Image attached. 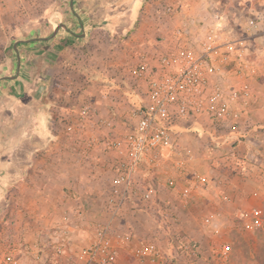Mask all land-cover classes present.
Instances as JSON below:
<instances>
[{"label":"crops","instance_id":"crops-1","mask_svg":"<svg viewBox=\"0 0 264 264\" xmlns=\"http://www.w3.org/2000/svg\"><path fill=\"white\" fill-rule=\"evenodd\" d=\"M66 1V9L71 12L70 0H62L64 5ZM83 1L74 0V16L70 24L64 23L69 31L60 29L50 40H36L50 37L55 28L63 23L59 20L57 26L50 23L48 27L39 29L42 32L40 35L34 32L32 37H21L19 40L31 42L18 44L17 51L12 46L16 59V72L12 76L17 75L18 57L19 73L13 80L0 81V218L4 220L6 216L9 217L4 220L6 225L11 221L18 226L30 224L37 227L43 223L40 208L45 206L52 210L51 218L58 216L61 210V213H66L63 218L72 221L71 214L77 209L78 216L94 227L109 222L111 212L106 206V199L111 183L103 194L96 182L97 173H93L91 166L86 164L85 144L67 136L64 129L69 120L60 116L90 108L95 120L87 124L86 130L89 125L99 128L104 118L102 115L109 111L132 122V103L138 98L130 93L146 88L144 83L134 85L130 75V70L140 61L139 56L146 52L154 53V47H158L156 50L161 52H165L172 43L173 47L177 42L174 31L184 24L194 28L200 40L215 22L211 23L207 11L213 0H159L161 5L172 6L177 10L172 18L163 21L156 20L153 10L148 9L152 8L148 4L151 0H125L124 3L118 0L107 7L105 15H108V19H102V25L98 28L94 26L93 15L86 11L85 5L79 7ZM95 1L103 4V0ZM239 3L248 7L247 14L240 11V18L234 19L236 17L233 15L228 17L236 20L241 31L247 32V35L250 31L257 41H264L260 27L256 31L248 29L251 19L264 14V8L260 7L264 0H239ZM57 12L62 17L67 15V12ZM201 22L207 23L202 29L199 28ZM230 30L235 38L242 39L235 33V28L230 27ZM100 33L102 39L110 40V54L106 53L110 49L109 45L99 40ZM142 42H151L148 46L152 48L141 49L139 46ZM89 46L93 48L89 50ZM3 77L11 76H0ZM261 102L256 96L253 107L262 105ZM107 120L105 117L103 122ZM81 130L82 134L87 133ZM179 133L183 132L176 134ZM199 140L196 139L198 145ZM199 161L196 158V162ZM178 173H175L176 176ZM196 175L207 176L209 180L218 176L216 170H207L204 174L197 172ZM155 190L156 195L150 202L133 197L131 206L111 220L114 229L134 233V244L142 242V235L147 234L166 238L170 232L168 230H171L169 223L181 219L177 212L178 206L191 208L192 212L194 194H200L201 191L194 187L183 202H177L162 187ZM140 203L148 204L143 211H138ZM23 229L18 230L20 234L25 232L30 238L36 235V232ZM115 264L137 263L129 261L121 251Z\"/></svg>","mask_w":264,"mask_h":264},{"label":"rangeland","instance_id":"rangeland-1","mask_svg":"<svg viewBox=\"0 0 264 264\" xmlns=\"http://www.w3.org/2000/svg\"><path fill=\"white\" fill-rule=\"evenodd\" d=\"M90 1L79 3V7L85 5L86 11L93 15L94 26L100 28L101 20L108 19V15H105L107 7L118 0H103V4L96 3L95 0ZM120 2L124 3L125 0ZM64 3L65 5L59 0H0V76H12L16 72V59L12 51L16 40L32 37L34 32L35 35H40V30L48 27L50 23L57 26L59 20L70 24L74 15L66 9L67 1ZM161 3L159 0H151L148 4L152 8L148 9L153 10L156 20H169L177 10ZM62 7L67 12L65 18L57 12ZM260 7L264 8V4ZM168 9H172L173 13ZM207 11L212 19L211 23L216 15L226 17L228 29L235 28L237 36L246 39L250 45L251 59L259 66L250 82L254 97L257 96L262 105L257 104V108L254 106L255 110L243 126L248 135L247 139L238 140L234 136L213 139L212 136H224L226 129H220L219 124L210 120L205 121L204 128L186 124V131L176 134L177 140L171 150H165L154 161L150 158L144 160L141 170L133 179L137 190L162 187V190L177 202L184 201L185 197H182L181 192L185 188L190 190L195 187L201 191L200 194H194L192 212L191 208L178 206L177 212L181 219L176 223H169L171 230L167 231L166 238L164 236V239H160L158 234L144 235L146 237L142 235V242L136 245H154L156 255L153 259L137 258L130 245L122 250L124 257L137 264H264V224L253 234L242 231L237 224L239 213L252 207H259L264 215V171H261L264 170V41L250 37L247 32L241 31L236 20L228 17L233 15L236 17L234 19L240 18V11L247 14L248 7L241 6L239 0H213ZM257 19L259 27L263 26L264 14L259 15ZM187 25L184 24L181 29L191 41L198 42L199 35L194 32V28ZM206 25L207 23L201 22L199 28L202 29ZM262 33L264 34V31ZM99 40L109 45V38L102 39L101 33ZM175 40L178 42L176 37ZM140 44L138 46L142 49L148 48V44L152 43ZM172 45L173 43L169 46ZM92 48L89 46V50ZM156 49L158 47L152 49L154 53L146 52L143 55L153 57L161 52ZM111 50L110 47L106 53L110 54ZM84 109H87L86 114L83 113ZM69 114L60 116L69 120L66 121L64 131L68 137L76 141L81 140L85 144L86 164L91 166L93 173H97L96 182L104 194L111 183V160L118 156L108 148L107 143L130 131L132 122L129 123L124 116L120 118L116 113L109 111L102 115L108 120L104 123L103 118L99 128L89 125L86 130L87 124L95 120L90 108L85 107ZM81 129L87 133L82 134ZM196 139H200L201 146ZM196 158L200 161L196 162ZM207 170H216L218 176L212 178L213 180L206 176L203 177L205 181H201L196 173L204 174ZM176 172L182 175L178 173L176 176ZM170 179L175 181V186L169 185ZM140 204L141 206H137L138 211H143L148 205ZM76 210L71 214L73 220L66 221L63 218V214H66L64 211L61 213L60 210L58 216L51 218L52 210L46 206L40 208L44 218L43 223L37 227L30 224L18 226L19 224L15 225L11 221L6 225L4 220L9 217L6 216L4 220L1 217L0 264H5L9 256L15 261L11 264H76L77 254L82 247L95 243L97 226L94 227L89 221L84 222ZM207 219L209 222H206ZM20 228L36 232V235L30 238L25 232L20 234ZM225 246L230 247L228 253L223 252Z\"/></svg>","mask_w":264,"mask_h":264},{"label":"built area","instance_id":"built-area-1","mask_svg":"<svg viewBox=\"0 0 264 264\" xmlns=\"http://www.w3.org/2000/svg\"><path fill=\"white\" fill-rule=\"evenodd\" d=\"M168 11L173 13L172 9ZM257 20L248 22L249 30H257ZM175 37L178 42L173 47L153 57L141 55L137 66L130 70L134 85L144 83L146 88L130 93L138 98L130 113L132 129L107 143L118 155L112 161L111 190L106 199L111 220L131 206L133 197L146 203L154 198V187L139 191L133 178L145 159L154 161L165 150H171L176 133L186 131V124L204 128L205 121L210 120L226 129L224 136L213 139H247L243 126L255 104L250 77L255 76L258 67L251 59L246 39L235 38L222 15L215 16L214 24L198 42L191 41L181 28L175 31ZM168 182L175 186L174 180ZM189 194L186 188L181 192L185 198ZM111 220L97 224L95 243L79 251L76 264H115L129 245L137 258L155 257L154 245L134 244V233L114 229ZM237 220L242 231L256 233L264 224L263 211L252 207L239 213ZM229 251L230 247L225 246L223 252ZM9 263H15L10 256L5 264Z\"/></svg>","mask_w":264,"mask_h":264},{"label":"water","instance_id":"water-1","mask_svg":"<svg viewBox=\"0 0 264 264\" xmlns=\"http://www.w3.org/2000/svg\"><path fill=\"white\" fill-rule=\"evenodd\" d=\"M70 7H71L72 11L75 13L74 0H70ZM76 15H77V14H76ZM82 28H84L83 25H82ZM60 29H65V30L69 31L67 25H65L64 23H61L60 25H58V26L55 28L53 34H52L50 37H47V38H40V39H36V40H39V41H47V40H50V39L54 38V37L58 34V32H59ZM77 36H80V35H77ZM81 36H82V35H81ZM26 42H31V41H25V40H19V41H17V42L14 44V49L17 51V46H18V44H20V43H26ZM19 70H20V58L18 57L17 75H18V73H19ZM17 75H15V76H11V77H3V78H0V81H3V80H13V79L16 78Z\"/></svg>","mask_w":264,"mask_h":264},{"label":"trees","instance_id":"trees-1","mask_svg":"<svg viewBox=\"0 0 264 264\" xmlns=\"http://www.w3.org/2000/svg\"><path fill=\"white\" fill-rule=\"evenodd\" d=\"M59 1H62V0H59ZM62 13H64L65 14V8H61V10H60Z\"/></svg>","mask_w":264,"mask_h":264}]
</instances>
